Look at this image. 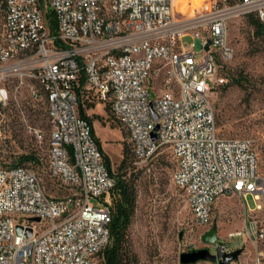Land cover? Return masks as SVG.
Masks as SVG:
<instances>
[{
    "label": "built area",
    "instance_id": "2783aa9c",
    "mask_svg": "<svg viewBox=\"0 0 264 264\" xmlns=\"http://www.w3.org/2000/svg\"><path fill=\"white\" fill-rule=\"evenodd\" d=\"M221 1L206 18H189L173 0H3L0 80L39 84L31 96L46 102L52 125L46 171L68 192L48 194L29 166H0V264H97L109 242L115 176L80 103L108 106L136 163L170 155L172 182L197 224L211 221L220 197L260 199L257 154L249 140L219 136L211 97L234 56L228 19L251 14L264 24V0ZM187 36L200 39V52L185 46ZM7 100L0 86V104ZM247 233L254 264H264V229ZM231 251L217 245L215 255Z\"/></svg>",
    "mask_w": 264,
    "mask_h": 264
},
{
    "label": "rangeland",
    "instance_id": "374dc122",
    "mask_svg": "<svg viewBox=\"0 0 264 264\" xmlns=\"http://www.w3.org/2000/svg\"><path fill=\"white\" fill-rule=\"evenodd\" d=\"M204 1L173 0V4L178 12L189 18L199 15L206 18L223 8L221 0ZM232 4V0H227L225 6ZM3 15L0 5V32ZM177 17L182 15L179 13ZM227 40L234 48V56L223 63L219 71L227 83L211 97L216 127L220 137L250 141L257 154L258 174L264 191V41L254 36L247 15L228 19ZM182 42L185 46L191 44L194 52H200L199 38L187 36ZM235 79L246 86L245 92L234 83ZM0 86L8 93L7 102L0 104V166H11L22 155L30 154L39 162L32 164L35 165L33 170L46 192L58 197L65 195L67 188L46 171L52 125L46 102L31 96V89L39 90V84L30 77L21 81L17 76H8L0 80ZM88 115L113 173L124 174L135 185V208L127 228L129 264H180L181 253L205 247L202 235L211 228L216 229L218 237L210 246L211 254H215L217 245L223 244L229 250H242L237 260L229 264H254L255 249L247 229L253 225L264 229V192L259 200L253 195L220 197L213 206L211 221L199 225L192 216L184 190L172 182L174 162L167 152L140 164L129 153L125 166L118 169L123 143L130 147L126 132L105 104L98 103ZM91 202L99 206L97 199ZM256 205L259 208H255ZM96 262L103 264L100 257ZM194 264L218 263L201 260Z\"/></svg>",
    "mask_w": 264,
    "mask_h": 264
},
{
    "label": "trees",
    "instance_id": "16d2710c",
    "mask_svg": "<svg viewBox=\"0 0 264 264\" xmlns=\"http://www.w3.org/2000/svg\"><path fill=\"white\" fill-rule=\"evenodd\" d=\"M0 5L3 8V0H0ZM248 23L253 27L254 36L264 41V24L253 15H247ZM52 25H54V21ZM54 28V26H53ZM234 83L241 88L243 92L247 90L246 86L242 84L240 80L235 79ZM90 104H79V109L82 115L86 116L85 108H88ZM106 109L109 110L108 106ZM90 121V118L86 116ZM131 153L130 147L125 143L122 145V160L118 164V169H122ZM132 154V153H131ZM107 167L111 170L110 162L107 156H105ZM35 163H39L37 158L30 154L22 155L19 160L11 166L26 165L33 168ZM114 174V173H113ZM124 174H114L115 184L111 190V222L109 224L110 238L105 248L98 254L97 258L102 259L103 264H129L130 249L127 239V228L130 224L131 217L134 213L136 190L134 182L123 176Z\"/></svg>",
    "mask_w": 264,
    "mask_h": 264
},
{
    "label": "water",
    "instance_id": "95a60500",
    "mask_svg": "<svg viewBox=\"0 0 264 264\" xmlns=\"http://www.w3.org/2000/svg\"><path fill=\"white\" fill-rule=\"evenodd\" d=\"M209 44H210V41L208 40L205 46L206 50L209 48ZM35 220H39V218H35ZM16 231L17 233H20L22 231V226L17 225ZM30 235H31V229H27L25 236L28 237ZM217 239L218 237L216 235L215 228L209 229L202 235V241L208 245H214L217 242ZM241 252H242L241 249H237V250H233L228 253H224L221 255L220 260H218L216 255L211 254V252L207 248L191 250V251L180 254L179 263L180 264H194L198 261L205 260V261L216 262L218 264H229L230 262L237 260Z\"/></svg>",
    "mask_w": 264,
    "mask_h": 264
},
{
    "label": "bare ground",
    "instance_id": "6f19581e",
    "mask_svg": "<svg viewBox=\"0 0 264 264\" xmlns=\"http://www.w3.org/2000/svg\"><path fill=\"white\" fill-rule=\"evenodd\" d=\"M75 37L76 39H83V31L82 30H75ZM256 200L259 199V197H255ZM259 208V207H257Z\"/></svg>",
    "mask_w": 264,
    "mask_h": 264
},
{
    "label": "crops",
    "instance_id": "0c3cea01",
    "mask_svg": "<svg viewBox=\"0 0 264 264\" xmlns=\"http://www.w3.org/2000/svg\"><path fill=\"white\" fill-rule=\"evenodd\" d=\"M97 106V104H90V106L88 107V108H85V113H86V115L89 117V115H88V111L90 110V109H94L95 107ZM90 118V117H89ZM90 121H91V119H90ZM92 125V124H91ZM93 128V127H92Z\"/></svg>",
    "mask_w": 264,
    "mask_h": 264
},
{
    "label": "flooded vegetation",
    "instance_id": "af4514ba",
    "mask_svg": "<svg viewBox=\"0 0 264 264\" xmlns=\"http://www.w3.org/2000/svg\"><path fill=\"white\" fill-rule=\"evenodd\" d=\"M210 246H211V245L206 244L205 247H202V248H199V249L207 248V249L210 251V249H211Z\"/></svg>",
    "mask_w": 264,
    "mask_h": 264
}]
</instances>
